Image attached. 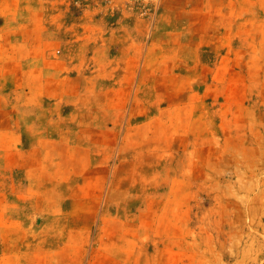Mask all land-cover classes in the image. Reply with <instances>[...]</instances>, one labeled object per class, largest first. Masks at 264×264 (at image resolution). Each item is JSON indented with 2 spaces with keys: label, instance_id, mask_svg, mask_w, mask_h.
Instances as JSON below:
<instances>
[{
  "label": "rangeland",
  "instance_id": "rangeland-1",
  "mask_svg": "<svg viewBox=\"0 0 264 264\" xmlns=\"http://www.w3.org/2000/svg\"><path fill=\"white\" fill-rule=\"evenodd\" d=\"M0 264H264V0H0Z\"/></svg>",
  "mask_w": 264,
  "mask_h": 264
}]
</instances>
